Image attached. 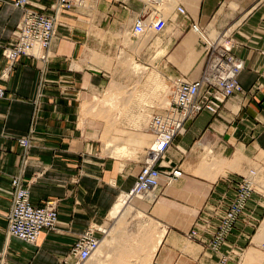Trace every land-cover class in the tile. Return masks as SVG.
Here are the masks:
<instances>
[{
    "label": "crops",
    "instance_id": "0c3cea01",
    "mask_svg": "<svg viewBox=\"0 0 264 264\" xmlns=\"http://www.w3.org/2000/svg\"><path fill=\"white\" fill-rule=\"evenodd\" d=\"M56 1L38 0L35 9L53 15ZM13 2L0 0V85L6 91L0 101V264H62L91 226L121 235L111 216L119 198L133 189L144 157L112 156L131 154L135 146L129 143L112 145L108 155L92 139V127H82L83 105L99 99L126 64L127 72L135 73L137 53L145 50L146 62L159 56L155 65L167 81H196L204 71L206 43L221 36L245 64L239 76L244 92L217 114L203 112L190 120L168 150L163 165L184 174L170 185L161 178L152 215L165 234L154 257L144 262L143 253L124 243H114L110 252L123 264L135 254L142 264H220L223 258L224 264H252L264 243L255 241L264 222V0H173L168 13L154 6L156 0H89L58 16L47 61L22 57L10 70L3 51L15 40L23 17ZM179 7L185 15L178 14ZM157 15L167 18L168 26L176 17V27L155 34L162 37L160 46L150 41L143 47L147 36L135 34L136 23H149ZM193 25L202 27L205 37ZM26 138L30 149L24 156L21 141ZM250 169L261 171L257 192L228 244L216 253L209 248L215 232L209 221L221 214L218 207L235 196ZM15 178L23 180L34 206L58 209L57 232L43 231L35 245L8 234ZM198 224L199 237L188 241ZM261 260L256 264H264Z\"/></svg>",
    "mask_w": 264,
    "mask_h": 264
},
{
    "label": "built area",
    "instance_id": "2783aa9c",
    "mask_svg": "<svg viewBox=\"0 0 264 264\" xmlns=\"http://www.w3.org/2000/svg\"><path fill=\"white\" fill-rule=\"evenodd\" d=\"M38 0H14L13 6L23 11L21 23L16 31L15 40L4 49L3 56L10 64V70L22 57L47 61L50 50L57 36L58 16L64 11H72L85 5L89 0H57L55 13L46 15L37 9ZM154 5H160L155 2ZM179 15H185L183 7L177 9ZM168 26V19L157 15L151 22L138 20L134 28L136 35L162 33ZM196 33L204 35V30L193 25ZM201 30V31H200ZM205 37V36H203ZM245 64L234 53V45L225 36L206 43V58L202 76L192 81L179 77L173 82L172 99L160 114L153 115L148 123L147 131L153 138V144L147 149L142 169L129 197H158L161 178L165 177L168 184L183 177L184 172L177 168L163 165L168 150L175 139L183 134L187 123L203 112L217 114L223 105L233 96L243 93L239 76ZM6 96L5 89L0 85V101ZM24 156L30 149V140L21 141ZM160 166L165 169L162 170ZM259 169H250L238 182L235 196L218 207L220 215L210 220L215 232L209 248L219 253L228 244L230 235L236 224L241 221L248 209L253 195L259 186ZM13 207L8 220V234L26 243L37 244L43 231L57 232L59 214L54 205L36 207L31 202L29 189L24 186L21 178L12 182ZM199 224L187 235L191 241L199 237ZM107 228L91 226L81 234L73 245L67 260L62 264H86L100 248L102 240L107 236ZM100 233L102 238L96 234ZM223 258L220 264H224Z\"/></svg>",
    "mask_w": 264,
    "mask_h": 264
},
{
    "label": "rangeland",
    "instance_id": "374dc122",
    "mask_svg": "<svg viewBox=\"0 0 264 264\" xmlns=\"http://www.w3.org/2000/svg\"><path fill=\"white\" fill-rule=\"evenodd\" d=\"M175 1L178 2L179 0ZM167 2L168 1H166L165 4ZM169 3L172 4L171 1ZM163 5L161 7L162 11L168 13L170 11V7ZM167 7L169 9H167ZM173 22L175 25L170 26L169 24L167 31H171V28L175 29L176 17H173ZM190 28L192 29V26ZM200 28L203 29L202 27ZM153 34L148 32L146 34L147 38L144 39L141 46H147L150 41L153 42V47L160 46L162 37ZM197 34L202 37L204 36L201 35V33ZM209 34L212 36H209L212 39L217 37L216 32H209ZM144 52L146 53V50ZM144 52H138V59L135 61L137 62L136 65L144 67L146 70L144 72L146 73L141 72V74H139L138 71H136L135 66V73H129L127 72V69H125L127 64L124 68L122 66V73L114 74L109 87L110 89L108 88L104 93H102L101 96L98 97L99 99L89 100V102H87L89 104L83 105V115L81 119L82 127L85 126V129H87L88 126L92 127V130L90 129L89 131L95 134L92 139L98 141V143H100L106 150L108 155H111L110 148L112 145L129 143V148L130 146H135L132 147L134 149L133 151L132 149L130 150V152H132L131 154L112 155L122 159H131L134 161H141L146 155L147 148L149 149L152 145L153 138L147 132L149 120L153 115L160 114L162 110L167 107L168 103H170L172 96L169 91L170 88L173 90L174 82L167 81L164 75L161 76V74H159L160 81L162 83L164 82L166 87H164L165 89H160L159 92L161 93H150L151 89L147 87L146 81L152 73L158 74L157 72H160L155 65L159 56L151 55L149 61L146 62L145 59L147 58ZM127 101L129 102L125 105ZM84 109H92V111H89L86 114ZM130 114L139 115L131 118V116H129ZM127 116L130 117L128 118L131 121L127 120ZM140 116L141 121L138 120L139 123L136 124L135 121L133 122L134 119H137ZM133 137H138L141 141L132 139ZM131 139L134 140V142L130 143ZM219 164L220 163L217 162L216 166L218 167ZM157 195L159 196L158 193ZM133 203L134 204L132 205L136 206L134 207L138 209L139 213L142 214V217L140 214H136L135 212L118 223L121 235L117 237L118 233L114 230V235L112 232L110 236H114L113 241L111 243H107L110 240V237L107 238L104 241L103 246H101V248H99V250L95 253V256L86 264H123L122 259L120 260L115 254L110 252V248L113 247L114 243H116V246L124 243L123 247L136 248L138 250V254L139 252L143 253L142 259L144 262H148L147 260L149 256L152 257L153 244L157 241V234L163 228L152 215V207L156 202L151 203L150 201L144 202L140 199H133ZM111 218L114 219L113 216H111ZM187 240L190 241L189 239ZM262 246L263 248L259 252H255L256 254L253 256L255 258L252 260V264L260 263L262 261L261 259H264V243ZM138 254L129 256L128 259L130 264H142V260ZM145 258L147 259L144 260ZM244 260H246L247 263V254L244 257Z\"/></svg>",
    "mask_w": 264,
    "mask_h": 264
},
{
    "label": "bare ground",
    "instance_id": "6f19581e",
    "mask_svg": "<svg viewBox=\"0 0 264 264\" xmlns=\"http://www.w3.org/2000/svg\"><path fill=\"white\" fill-rule=\"evenodd\" d=\"M157 2H159L161 5H167L168 7H169V2L171 1V2H173V0H169V2L168 3H166L165 4V2L167 1V0H156ZM149 2V1H148ZM153 5V4H152ZM155 6V5H154ZM158 6H160V5H158ZM156 7H157V5H156ZM167 7V9H169ZM171 7H173V6H170V9H171ZM166 8V7H165ZM151 14H149V16H150ZM201 31V30H200ZM135 69H136V71H138V73L139 74H141V72L142 73H146V72H144V71H146L145 69H144V67H141L140 65H135ZM158 74H156V73H152L151 74V76H149L148 77V80L146 81V84H147V87L149 88V89H151V91H150V93H152V92H154V94H155V92L156 93H161V92H159L160 91V89H165L164 87H166V85L164 84V82L162 83L161 81H160V76H159V74H161V73H159V72H157ZM148 74V73H147ZM146 74V75H147ZM147 77V76H146ZM145 84V85H146ZM113 86V85H112ZM117 86V85H116ZM114 88V87H113ZM117 88V87H116ZM110 89V88H109ZM148 89V90H149ZM114 90V89H113ZM116 90V89H115ZM163 92V91H162ZM170 95L172 94V89L170 88ZM157 95V94H156ZM131 96V95H130ZM155 96V95H154ZM129 97V96H128ZM130 98V97H129ZM130 100V99H129ZM129 101H127L126 103H125V105L128 103ZM141 103V102H140ZM166 104V103H165ZM164 104V105H165ZM163 106V105H162ZM89 111H92V109H89L88 110V112ZM142 116V115H141ZM141 116L139 117V118H137V119H134L133 120V122L135 121L136 122V124L137 123H139L138 122V120H140L141 121ZM135 124V125H136ZM153 144V143H152ZM152 147V145L150 146V148ZM149 148V149H150ZM148 149V148H147ZM217 163V162H216ZM157 196H155V194H150L148 197H129V196H127V195H122L120 198H119V202L117 203V205H116V207H115V209L113 210V213H112V215H113V217H114V219H115V221H117V223H120L122 220H124L126 217H128L130 214H133V213H135L136 212V214L138 213V214H140L139 213V211H138V209L137 208H135L131 203H132V200L133 199H140V200H143V201H150L151 203L152 202H155L156 200H157ZM138 212H137V211ZM142 213V212H141ZM141 215V217H142V214H140ZM138 216V215H137ZM113 230V229H112ZM112 232H113V235H114V230L113 231H111L110 232V234L108 235V231H107V236H108V238L111 236V234H112ZM164 234H165V232H164V230H161L158 234H157V241L153 244V250H152V257H154V255H155V253H156V251H157V248H158V246H159V244L161 243V241H162V239H163V237H164ZM259 237H260V239H259V237H256L255 238V241L256 242H258L259 240H263L264 239V222L262 223V225H261V227L259 228ZM106 236V237H107ZM106 237L104 238V239H106ZM103 239V240H104ZM113 239H114V236L113 237H110V240L107 242V243H111L112 241H113ZM102 240V243H101V245H100V248H101V246H103V243H104V241ZM99 250V249H98ZM97 250V251H98ZM96 251V252H97ZM95 252V253H96ZM95 253H94V255L92 256V258L95 256ZM151 257V258H152ZM91 258V259H92Z\"/></svg>",
    "mask_w": 264,
    "mask_h": 264
}]
</instances>
